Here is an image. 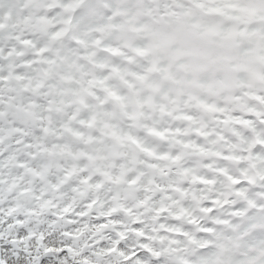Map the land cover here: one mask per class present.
<instances>
[{
  "label": "clouds",
  "instance_id": "clouds-1",
  "mask_svg": "<svg viewBox=\"0 0 264 264\" xmlns=\"http://www.w3.org/2000/svg\"><path fill=\"white\" fill-rule=\"evenodd\" d=\"M0 264H264V0H0Z\"/></svg>",
  "mask_w": 264,
  "mask_h": 264
}]
</instances>
